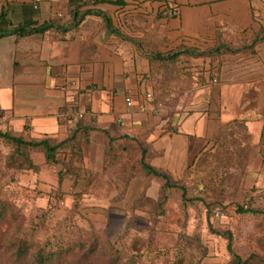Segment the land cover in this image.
Here are the masks:
<instances>
[{
	"label": "crops",
	"instance_id": "obj_1",
	"mask_svg": "<svg viewBox=\"0 0 264 264\" xmlns=\"http://www.w3.org/2000/svg\"><path fill=\"white\" fill-rule=\"evenodd\" d=\"M112 1L86 5L84 0H0V15L7 11L13 26L36 28L52 23L40 32L0 37V131L63 140L71 135L76 122L92 125L95 130L79 137V164L86 178L76 187L89 182L93 187L100 176L115 187L112 171L127 173L117 160L127 163L129 139L143 135L157 151L152 163L169 171L186 163L194 140L212 139L228 123L242 121L253 137L261 138L264 46L252 73L222 74L214 95H207L209 84L197 85L189 99L157 117L124 109L127 96L136 102L143 96L148 85L145 77L150 75L149 57L113 34L102 16L84 14L88 9L101 10L115 22L128 10L141 12L161 49L167 50L181 44L201 47L215 40L217 28L258 30L251 0ZM167 5L175 8L173 14L162 12ZM247 93H253V98ZM31 158L39 166L37 173L32 172L34 180L43 187H57L58 177L45 155L32 151ZM65 182L73 186L74 179ZM132 186L134 181L130 189ZM258 186L264 190V183ZM143 189L141 185V192Z\"/></svg>",
	"mask_w": 264,
	"mask_h": 264
},
{
	"label": "rangeland",
	"instance_id": "obj_2",
	"mask_svg": "<svg viewBox=\"0 0 264 264\" xmlns=\"http://www.w3.org/2000/svg\"><path fill=\"white\" fill-rule=\"evenodd\" d=\"M252 2L264 35V0ZM126 31L134 38L141 27L132 20ZM252 34L226 30L217 41L201 46L220 47L219 51L202 57L182 55L155 66L154 73L145 77L148 85L142 95L151 91L164 99L165 109L157 117L189 99L197 85L209 84L207 95H214L222 74L256 70L264 39L253 43ZM247 97L252 99L253 93ZM231 123L214 138L191 143L186 163L170 171L178 187L161 189V181L139 174L140 164L131 150L127 163L117 160L129 174L127 187L119 171L113 170L115 187L102 197H82L83 187L66 182L53 188L40 186L27 166L20 168L24 157H15L13 144L0 137V245L5 247L18 236L35 248L71 245L69 257L60 258L73 264H233L231 237L233 249L243 259L264 264V214L240 211L264 208V190L258 186L264 183V134L258 139L243 122ZM180 186L186 189L185 198ZM91 242L97 246L92 257Z\"/></svg>",
	"mask_w": 264,
	"mask_h": 264
},
{
	"label": "trees",
	"instance_id": "obj_3",
	"mask_svg": "<svg viewBox=\"0 0 264 264\" xmlns=\"http://www.w3.org/2000/svg\"><path fill=\"white\" fill-rule=\"evenodd\" d=\"M106 0H84L83 4L86 5H97L104 3ZM252 2V0H251ZM112 3H122L121 0L112 1ZM252 14H253V2L251 4ZM175 8L172 6H165L162 12L169 14V12H174ZM84 14H94L102 16L107 28L115 35L121 36L124 39L132 42L142 53L149 57L151 67L150 74L154 73L153 68L156 66L162 65L161 63H172L175 59H178L182 55H190L192 57H202L209 55L213 51H219L220 47H215L214 49L201 48L196 45H186L181 44L175 47H172L167 50H162L161 46L158 44L157 40L154 38L155 35L153 31L146 26L147 17L141 12H133L128 10L124 15L116 17L115 22L112 17L106 12L95 9H88ZM255 21V17L253 15ZM132 20L141 27L135 36L128 37L126 29H128L130 22ZM256 22V21H255ZM257 23V22H256ZM52 23H47L46 25L28 28L25 25H15L13 26L8 17L7 11H2L0 15V37L18 34L24 36L25 34L31 32H40L45 30ZM259 24V23H258ZM125 29V30H124ZM226 30H220L217 28V33L215 40H218V37L222 35ZM262 28L259 25L258 30L252 31V40L253 43L260 42L264 39V35L261 34ZM222 42H225L224 39H221ZM81 118V117H79ZM63 122L67 120H62ZM242 122V121H235ZM232 125V123H231ZM73 128V129H72ZM71 129L73 132L69 137L63 140H58L53 137H35L27 138L25 135H14L12 132H2L0 131V137L11 142L15 148V157H24L25 163L22 164L20 168L26 167L25 170L30 169L32 172L37 173L39 171V166L34 164L31 158V152L37 151L42 152L45 155L46 162L49 166L55 169L56 175L58 177V186L60 183H65L66 178H73L74 183L71 187H76L79 181L86 176H83V168L80 166L79 162L82 158V140L79 138L81 135H86L89 130L93 131L95 128L89 124L83 123L82 121L76 122L75 126ZM264 134V133H263ZM132 145L129 147L137 155V163L140 164L139 174L146 177H154L161 181V189L164 188H174L178 187L177 183L172 182L171 174L169 170L158 167L152 163V158L157 155L154 146L151 142H148L144 137L141 139L137 137L135 139H129ZM70 154L67 156V154ZM118 177L125 183V187L128 185L129 174L118 172ZM94 175V174H93ZM92 176V174H91ZM130 177H132L130 175ZM93 187H91L92 182L88 184L85 183L84 190H82V197L86 194H96L98 196H107V190L110 188V185L107 181L103 180V176L97 178ZM57 186V187H58ZM183 190V198H185L186 189L183 186H180ZM86 189V190H85ZM124 190V189H123ZM121 191V195L123 193ZM119 195V199L121 197ZM79 195L75 197L79 198ZM240 211L242 212H258L264 214L263 209H244L241 207ZM228 248L233 255V264H250V259H243L232 247V238L229 237ZM83 242V241H82ZM34 244L29 243L26 239L18 236L13 239H9V243L5 247L0 245V264H3V261H7L5 264H73L70 261H62L60 256H66L74 250L71 245L63 244L62 248H51L47 249L44 246L35 248ZM82 245V244H80ZM3 248V252H2ZM97 246L91 242V257L96 254ZM84 257L88 258L87 254ZM8 259V260H7ZM10 263H9V262Z\"/></svg>",
	"mask_w": 264,
	"mask_h": 264
},
{
	"label": "built area",
	"instance_id": "obj_4",
	"mask_svg": "<svg viewBox=\"0 0 264 264\" xmlns=\"http://www.w3.org/2000/svg\"><path fill=\"white\" fill-rule=\"evenodd\" d=\"M33 1L36 2V0ZM169 14H173V12H169ZM213 81H216V79L214 78ZM125 103L128 111H138L140 113L151 112L155 116L160 115L165 109L164 99L156 97L151 91H146L139 102H136L131 96H127Z\"/></svg>",
	"mask_w": 264,
	"mask_h": 264
}]
</instances>
